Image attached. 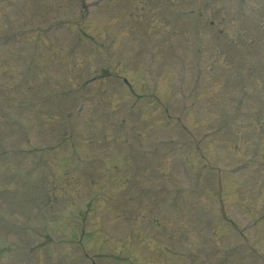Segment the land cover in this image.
<instances>
[{
	"label": "rangeland",
	"instance_id": "374dc122",
	"mask_svg": "<svg viewBox=\"0 0 264 264\" xmlns=\"http://www.w3.org/2000/svg\"><path fill=\"white\" fill-rule=\"evenodd\" d=\"M0 36V264L264 262V0H0Z\"/></svg>",
	"mask_w": 264,
	"mask_h": 264
}]
</instances>
